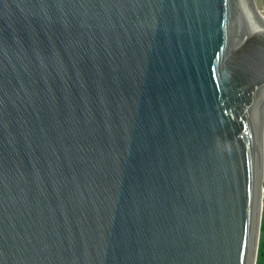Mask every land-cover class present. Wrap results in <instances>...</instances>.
Instances as JSON below:
<instances>
[{
    "label": "water",
    "instance_id": "95a60500",
    "mask_svg": "<svg viewBox=\"0 0 264 264\" xmlns=\"http://www.w3.org/2000/svg\"><path fill=\"white\" fill-rule=\"evenodd\" d=\"M264 0H0V264H256Z\"/></svg>",
    "mask_w": 264,
    "mask_h": 264
},
{
    "label": "trees",
    "instance_id": "16d2710c",
    "mask_svg": "<svg viewBox=\"0 0 264 264\" xmlns=\"http://www.w3.org/2000/svg\"><path fill=\"white\" fill-rule=\"evenodd\" d=\"M264 214V209H263ZM261 236L258 242L257 259L256 264H264V219L260 223Z\"/></svg>",
    "mask_w": 264,
    "mask_h": 264
},
{
    "label": "rangeland",
    "instance_id": "374dc122",
    "mask_svg": "<svg viewBox=\"0 0 264 264\" xmlns=\"http://www.w3.org/2000/svg\"><path fill=\"white\" fill-rule=\"evenodd\" d=\"M261 15L264 16V6L262 8ZM263 160H264V148H263L262 162H263ZM263 186H264V172H263ZM263 209H264V197H263V208H262V211H261V214H260V223H261V220L264 219ZM259 229H260V227H259ZM260 236H261V229H260V232H259V238H260Z\"/></svg>",
    "mask_w": 264,
    "mask_h": 264
},
{
    "label": "bare ground",
    "instance_id": "6f19581e",
    "mask_svg": "<svg viewBox=\"0 0 264 264\" xmlns=\"http://www.w3.org/2000/svg\"><path fill=\"white\" fill-rule=\"evenodd\" d=\"M262 138L264 139V129H263V132H262ZM263 148H264V144H263V147H262V152H263ZM262 156H263V153H262ZM263 172H264V160H263ZM263 197H264V189H263ZM259 227H260V223H259ZM259 232H260V229H258V236H259Z\"/></svg>",
    "mask_w": 264,
    "mask_h": 264
}]
</instances>
